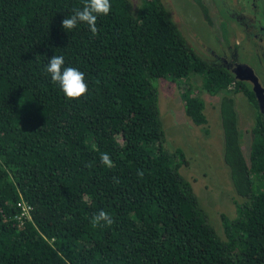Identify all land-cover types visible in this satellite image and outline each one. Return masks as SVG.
<instances>
[{"label": "trees", "instance_id": "obj_1", "mask_svg": "<svg viewBox=\"0 0 264 264\" xmlns=\"http://www.w3.org/2000/svg\"><path fill=\"white\" fill-rule=\"evenodd\" d=\"M84 2L0 0V264H264V119L256 113L247 161L233 99L219 98L223 160L239 197L233 218L220 215L221 238L180 173L184 152L164 145L152 82H176L196 125L206 117L189 76L254 105L250 86L200 56L161 0H140L135 14L110 0L95 36L86 24L63 31ZM53 55L84 73L79 100L51 82ZM20 199L31 206L22 222ZM101 210L114 223L93 227Z\"/></svg>", "mask_w": 264, "mask_h": 264}, {"label": "rangeland", "instance_id": "obj_2", "mask_svg": "<svg viewBox=\"0 0 264 264\" xmlns=\"http://www.w3.org/2000/svg\"><path fill=\"white\" fill-rule=\"evenodd\" d=\"M132 14H135L140 0H127ZM168 9L170 16L188 44L203 58L214 64L225 61L243 62L247 64L257 77L263 74L264 53L262 48L250 47L251 40L247 33L240 31L239 25L232 19H225L228 33L225 39L221 37L214 13H210L209 22L206 21L199 7L193 0H161ZM226 5L233 2L238 7H246L253 0H224ZM255 5L258 1L255 0ZM225 5V6H226ZM214 12L222 16L218 5H214ZM264 9V5H263ZM211 11V10H210ZM254 18L264 26V17L260 16V9L253 11ZM249 32V30L247 31ZM237 46L236 50L233 48ZM258 45L260 43L258 42ZM189 82L196 94L203 102L202 112L206 123L194 124L183 113L182 102L179 97L176 82L158 78L152 83L156 89V105L158 117L165 132V147L169 151L180 148L188 163L180 168V173L192 185L193 192L204 210L207 221L214 227L216 233L224 238L220 215L226 214L233 218L236 215L235 200L239 197L234 192L229 170L223 160V135L218 115V102L222 95L233 99V106L237 116L240 145L245 159L248 161L251 144V128L254 123V109L251 108L241 93H233L231 89L209 94L201 88L198 76H189ZM263 187H264V179Z\"/></svg>", "mask_w": 264, "mask_h": 264}, {"label": "clouds", "instance_id": "obj_3", "mask_svg": "<svg viewBox=\"0 0 264 264\" xmlns=\"http://www.w3.org/2000/svg\"><path fill=\"white\" fill-rule=\"evenodd\" d=\"M112 8L110 0H85L82 9H73L70 16L61 20V29L65 32L76 28L78 24H86L93 36L98 32L97 19L100 16H107ZM63 56L53 55L49 58L45 71L51 78V82L58 84L61 92L68 101L79 100L88 92V85L85 82V75L74 67H64ZM101 164L107 168H113V161L108 153L100 156ZM138 175H143L139 172ZM114 182L119 181L114 178ZM112 225L114 223L110 214L104 210L99 211L91 219L93 227Z\"/></svg>", "mask_w": 264, "mask_h": 264}, {"label": "flooded vegetation", "instance_id": "obj_4", "mask_svg": "<svg viewBox=\"0 0 264 264\" xmlns=\"http://www.w3.org/2000/svg\"><path fill=\"white\" fill-rule=\"evenodd\" d=\"M254 1L255 0H253V2H252V3H254L253 5L252 4H248V6H249L248 9H250V11H251V13H249V12H247L245 10L246 7H238L237 5H235L234 2H233V6H232V4L226 5L224 0H199V2L204 6V8L206 10V16L202 15L203 18L206 21L209 22L210 17H211L210 13H214L213 14V16L215 18L214 21L217 22L220 34H221L220 26H221V24H223L224 25V30H225V35H227L228 27L226 25L227 23H226L225 19H227V20L228 19L229 20L232 19L239 25V27H240L239 30L240 31H243V32L247 33V35H248L247 37L251 40V43H252V44H250V47L252 45H256L255 47L258 46V48H262L263 49V53H264V26L261 25L258 22V20H256L254 18V16L252 15L253 11L255 12V10L257 8H259L260 9V16L264 17V9H263L264 0H257L258 1V5L257 6L255 5ZM196 5L199 7V4L196 3ZM214 5H218L220 7V10L222 11V14H223L222 16L218 12H217V15L215 14L216 11L214 12V8H213ZM199 10H200V7H199ZM200 12H201V10H200ZM248 30H249V32H247ZM258 42L260 43V45H258ZM233 48H235V50H236L237 46L235 45ZM236 64H243V65L248 66L247 64H245L243 62H233L231 60L225 61L223 64H219V65L224 66L225 68L231 70L233 67H235ZM217 65H218V63H217ZM253 73H254V71H253ZM254 75L256 76L255 73H254ZM256 79H257V82L260 85V87L263 89V101H264V79H263V74L260 76V78L256 76ZM244 82H246L250 86V89H251V83L249 81H244ZM254 100H255V97H254ZM246 102L251 108L254 109V113H253V115H254V123H253V125L255 124V120H256V117H257L256 113H259L260 117L262 119H264V104H263V106L259 107L257 102H256V100H255V104L254 105H252L247 99H246Z\"/></svg>", "mask_w": 264, "mask_h": 264}, {"label": "water", "instance_id": "obj_5", "mask_svg": "<svg viewBox=\"0 0 264 264\" xmlns=\"http://www.w3.org/2000/svg\"><path fill=\"white\" fill-rule=\"evenodd\" d=\"M175 24V23H174ZM236 80L249 81L251 83V91L255 97V100L259 107L263 106V89L257 82L256 76L254 75L251 68L243 64H236L231 70H229ZM223 153H224V142H223Z\"/></svg>", "mask_w": 264, "mask_h": 264}, {"label": "built area", "instance_id": "obj_6", "mask_svg": "<svg viewBox=\"0 0 264 264\" xmlns=\"http://www.w3.org/2000/svg\"><path fill=\"white\" fill-rule=\"evenodd\" d=\"M19 210L14 215L19 222H22L25 219H30L29 208L31 207L25 200L20 199L18 201Z\"/></svg>", "mask_w": 264, "mask_h": 264}]
</instances>
